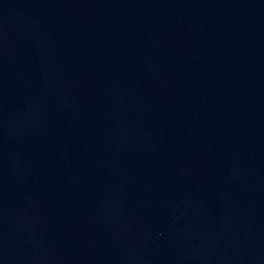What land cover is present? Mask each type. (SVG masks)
I'll return each instance as SVG.
<instances>
[{
    "label": "water",
    "instance_id": "obj_1",
    "mask_svg": "<svg viewBox=\"0 0 264 264\" xmlns=\"http://www.w3.org/2000/svg\"><path fill=\"white\" fill-rule=\"evenodd\" d=\"M0 264H264V0H0Z\"/></svg>",
    "mask_w": 264,
    "mask_h": 264
}]
</instances>
